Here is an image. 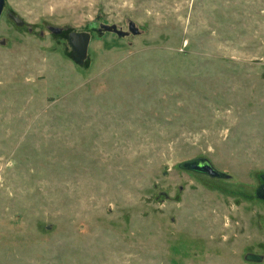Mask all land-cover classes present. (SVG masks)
Here are the masks:
<instances>
[{
  "label": "rangeland",
  "instance_id": "rangeland-1",
  "mask_svg": "<svg viewBox=\"0 0 264 264\" xmlns=\"http://www.w3.org/2000/svg\"><path fill=\"white\" fill-rule=\"evenodd\" d=\"M5 1L0 264H264V0Z\"/></svg>",
  "mask_w": 264,
  "mask_h": 264
},
{
  "label": "water",
  "instance_id": "water-1",
  "mask_svg": "<svg viewBox=\"0 0 264 264\" xmlns=\"http://www.w3.org/2000/svg\"><path fill=\"white\" fill-rule=\"evenodd\" d=\"M5 3H6L5 0H0V19L5 10ZM8 16L17 25L24 24V21L15 17L12 13L8 12ZM103 29H105L106 31L114 32L119 36L126 35L125 32L119 29L117 30L116 26L103 25ZM50 30L54 32L55 34L61 33L60 29L50 28ZM129 31L133 32L134 34L139 33L134 23L130 24ZM90 41H91V33L75 32L69 35L70 46L71 48H73V51L75 55L77 56L78 60L83 62L88 58ZM179 168L185 171H189V172L201 173L203 175L210 176L216 179H229L230 178L228 174L224 172H220L219 170H216L208 158L207 159L196 158L190 161L182 162L179 164ZM257 196L264 200V187L258 190ZM245 259L250 262L254 261V262L260 263L263 261V256L258 255V254H248L245 257Z\"/></svg>",
  "mask_w": 264,
  "mask_h": 264
},
{
  "label": "flooded vegetation",
  "instance_id": "flooded-vegetation-1",
  "mask_svg": "<svg viewBox=\"0 0 264 264\" xmlns=\"http://www.w3.org/2000/svg\"><path fill=\"white\" fill-rule=\"evenodd\" d=\"M192 173H193V172H192ZM199 174H201V173H199ZM202 175H203V174H202ZM205 176H206V175H205ZM262 187H264V185L261 186L260 188H262ZM260 188H259V189H260ZM259 189H258V190H259ZM258 190L256 191V196H257V192H258ZM257 197H258V196H257ZM258 198H259V197H258ZM260 199H261V198H260ZM261 200H263V199H261ZM263 201H264V200H263Z\"/></svg>",
  "mask_w": 264,
  "mask_h": 264
}]
</instances>
